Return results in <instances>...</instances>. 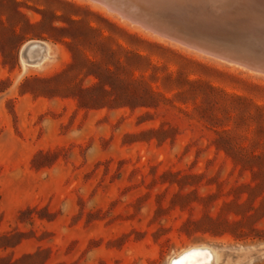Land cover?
Returning a JSON list of instances; mask_svg holds the SVG:
<instances>
[{"label": "rangeland", "instance_id": "1", "mask_svg": "<svg viewBox=\"0 0 264 264\" xmlns=\"http://www.w3.org/2000/svg\"><path fill=\"white\" fill-rule=\"evenodd\" d=\"M115 2L264 61V14L240 1L217 15L201 0ZM32 41L49 56L24 66ZM100 47L156 108L84 101L95 79L79 62ZM201 247L213 264H264V72L99 1L0 0V264H171Z\"/></svg>", "mask_w": 264, "mask_h": 264}, {"label": "trees", "instance_id": "2", "mask_svg": "<svg viewBox=\"0 0 264 264\" xmlns=\"http://www.w3.org/2000/svg\"><path fill=\"white\" fill-rule=\"evenodd\" d=\"M62 30L65 31V29ZM64 43L68 48L70 47L69 51L72 54V60H74L75 54L72 47L75 45H73V39ZM8 47L10 51L14 50L15 42L13 39L9 40ZM100 51L102 53L100 60L85 59L79 62V65L83 67V76L95 79L90 89L80 91V94L87 95L84 101L91 104L106 101L107 103L114 102L120 108L129 107L133 110L137 108H156L158 105L157 96L160 95L149 86L142 85L144 83L139 79L133 76L126 77L124 67L118 62H114L113 51L101 47ZM73 64L75 63L73 62L71 66ZM111 67L114 69L112 70ZM123 73L124 76H122ZM93 92H97V94L93 95Z\"/></svg>", "mask_w": 264, "mask_h": 264}, {"label": "bare ground", "instance_id": "3", "mask_svg": "<svg viewBox=\"0 0 264 264\" xmlns=\"http://www.w3.org/2000/svg\"><path fill=\"white\" fill-rule=\"evenodd\" d=\"M233 1L234 3L235 1H240L244 4V6L240 9L241 14H264L263 0L262 2L261 0H201V4L206 8L205 14H226V12L230 10L226 11L224 8L229 7V4H231ZM106 7L124 16L123 12L117 10L111 5H106ZM25 46L22 48L20 54L24 50ZM48 56H49V48L46 44L43 43L42 47H34V46L30 47L26 53L25 59L20 57V62L24 66L25 65L38 66L41 65L42 62H44V60L48 58ZM214 259H215L214 253L208 248L205 247L191 248L189 250H186L179 256H177L175 259H173L171 264H213Z\"/></svg>", "mask_w": 264, "mask_h": 264}, {"label": "water", "instance_id": "4", "mask_svg": "<svg viewBox=\"0 0 264 264\" xmlns=\"http://www.w3.org/2000/svg\"><path fill=\"white\" fill-rule=\"evenodd\" d=\"M99 1L100 3L106 5H111L112 7L116 8L117 10L121 11L124 13V17L129 18L135 22L140 23L142 26H144L147 29H150L156 33H159L163 36L169 37L171 39H174L176 41H179L181 43L187 44L189 46H192L194 48L203 50L205 52H208L210 54H213L217 57H220L222 59L240 63L244 66H247L252 69H256L259 71L264 72V61L257 60L251 57H246L238 52H235L233 50H220L214 47L207 45H203L201 43L197 42H192L186 39L185 37L182 36L180 33V30L178 28L170 27L165 25L164 23H153L152 21L145 20L140 14H137L136 12L126 10L125 8H122L119 4H117L115 1L116 0H95ZM162 2H165L166 4L173 5L174 7H179L183 8L186 4V1H197V0H161ZM178 2V3H177ZM175 3V4H173ZM212 15H217V14H212ZM260 16V14H257ZM42 47L43 43L39 41H32L26 44L24 50L20 54V57L24 58L26 57V53L30 47Z\"/></svg>", "mask_w": 264, "mask_h": 264}]
</instances>
